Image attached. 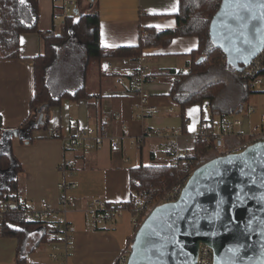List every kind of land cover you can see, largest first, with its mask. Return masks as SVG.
Here are the masks:
<instances>
[{"label":"crops","instance_id":"0c3cea01","mask_svg":"<svg viewBox=\"0 0 264 264\" xmlns=\"http://www.w3.org/2000/svg\"><path fill=\"white\" fill-rule=\"evenodd\" d=\"M21 4L19 0V8ZM38 4L39 28L44 32L59 28L58 23L61 22L56 18L63 14L62 2L38 0ZM84 4L78 8V12H83ZM88 5L87 8L92 9ZM95 5L100 16L101 43L109 49L136 45L140 28L166 30L177 26L175 15L179 10V0H97ZM20 17L25 19V16ZM198 44L197 38L184 37L175 39L165 48L144 50L142 57L150 65V74L156 75L146 89L151 95L150 104L158 108L157 114L144 120L139 118V99L129 93L130 80L126 78L127 73L137 66V60L106 61L103 67L108 62L112 64L113 72L103 77L96 72L93 80L87 79V86L90 81L94 84V90H88L92 99L63 100L58 106L44 111V126L38 125V118L33 121L37 109L32 107L35 80L30 60L43 52V43L38 35L29 33L22 36L21 60H0V117L3 129L13 133V155L22 167V172L17 176L19 193L29 200L45 198L56 209L62 208L58 185L63 177L59 165L65 158L73 159L75 163L68 181L75 183L76 187L67 191L69 196L75 198V202L66 209V219L72 228V250L68 264H113L120 252L132 243L135 232L133 229L131 235L129 224L135 228L133 218L138 214L134 210L126 211V221L117 218L114 221L96 222L89 212L90 204L95 200L107 204L133 200L136 192L131 188L130 170L140 165L166 166L173 159L163 139H146L136 146H131L128 139L140 137L145 127L179 129L182 133L176 145L178 156L183 157L194 149L203 128L202 123L206 121L212 124L221 119L219 114L213 113L209 104L189 106L185 110L187 131L183 133L181 107L171 96L173 76L166 75L173 71L187 74L192 65L189 54L198 48ZM236 76L235 72L226 70L221 64L214 66L207 74L185 81L186 91H196L205 85L206 79H210L206 84L223 80L227 87L219 100V107L228 112L241 103L243 111L240 114H237L238 110L226 117L232 121L239 120L241 126L236 127L234 133L219 145L221 151L248 138L256 127L264 123V92L254 93L262 95L259 99H251L250 95L244 99ZM118 77L124 78V84L118 83ZM250 100L254 106L247 104ZM249 108L255 112L249 114ZM170 109H174V112L169 113ZM103 123H110L113 135L126 140L120 149H113L112 142L107 140L99 150L64 153V140L74 137L83 128L99 129ZM123 125L127 126V130L122 129ZM23 129L29 135L27 139L19 135ZM213 132L217 133L215 129ZM146 156L148 162H145ZM44 228L30 233L21 251L18 239L0 237V264H19V259L24 257V264H39L32 262L31 257L39 247L37 244L44 234ZM32 236L35 240L29 241ZM44 244L51 248L50 242Z\"/></svg>","mask_w":264,"mask_h":264},{"label":"trees","instance_id":"16d2710c","mask_svg":"<svg viewBox=\"0 0 264 264\" xmlns=\"http://www.w3.org/2000/svg\"><path fill=\"white\" fill-rule=\"evenodd\" d=\"M84 2L86 0H78L79 7ZM21 3L20 10L26 22L18 20L13 15L10 7L11 0H0V60H21L22 36L29 33L38 35L43 43V52L30 60L34 67L35 96L32 101L34 109L46 105L45 111H48L49 108L58 106L65 99L91 100L92 96L87 88L88 76L92 71L99 73L102 77L107 76L108 73L103 69L106 61L138 60L142 57L144 50L165 48L175 39L184 37H195L199 42L198 48L189 54L192 58L189 72L183 74L173 71L166 75L173 76L174 85L171 96L181 107L183 133L187 131L188 121L185 110L189 106L209 104L213 113L219 114L222 119L237 112L241 107L240 103L228 112L219 107V100L227 87L223 80L205 84L196 91L184 89L186 80L207 74L217 65L223 64L226 70L236 72L235 68L229 65L222 49L215 44L210 31L213 18L219 11L222 0H179V10L175 15L177 26L174 29L140 28L136 45L115 49L106 48L101 43L100 16L96 2L90 5L93 10L91 13L79 11L78 14L67 18L64 25L50 32H44L39 28L38 0H26ZM201 58L203 60L199 61ZM260 74L264 77V69ZM151 77L154 79L156 75ZM235 79L241 84L244 99L254 94L245 90L244 82L239 77L236 76ZM202 127L206 134L204 135L203 132L197 139L194 149L186 156L176 159L172 166L140 165L130 170L131 188L136 195L144 190H150L155 195H159L164 189L174 186L179 179L190 175L204 162L221 154L220 143L216 140L212 124L205 121ZM5 135L10 137V143L9 149L4 154H0V168L5 169L0 174L7 175V182L0 190V202L8 201L19 192L17 176L19 172H22V167L12 151L13 133L3 129L0 117V146ZM138 183H140L139 186ZM134 213L139 216L134 228L136 232L147 214L142 210H134ZM43 227L45 226L41 223L23 222L11 214L0 226V237L18 239L19 251H21L29 234ZM50 238L48 228L45 227L44 234L37 245L50 242ZM25 261V257L21 258L19 264H24Z\"/></svg>","mask_w":264,"mask_h":264},{"label":"water","instance_id":"95a60500","mask_svg":"<svg viewBox=\"0 0 264 264\" xmlns=\"http://www.w3.org/2000/svg\"><path fill=\"white\" fill-rule=\"evenodd\" d=\"M210 31L242 72L264 50V0H222ZM201 245L211 247L214 264H264V141L197 167L176 201L144 218L129 264H196Z\"/></svg>","mask_w":264,"mask_h":264},{"label":"built area","instance_id":"2783aa9c","mask_svg":"<svg viewBox=\"0 0 264 264\" xmlns=\"http://www.w3.org/2000/svg\"><path fill=\"white\" fill-rule=\"evenodd\" d=\"M63 4V14L57 16V21L65 24L67 18L75 15L79 8L78 0H59ZM96 0H88L90 5L95 4ZM137 66L134 70L127 73V79L130 80L129 93L139 99L138 109L140 111L139 118L145 119L154 116L158 112V108L150 104L151 95L146 86L151 82L150 65L145 57L137 60ZM106 73L114 71L112 64L108 62L103 67ZM264 69V50L255 58L242 72H235L246 85L250 92L258 93L264 90V77L260 74ZM119 84H124V78L118 77ZM174 112L170 109L169 113ZM253 108H249L248 113H254ZM44 113V112H43ZM38 113L37 118H39ZM119 119V118H118ZM264 121V116H263ZM46 124L43 114V124ZM239 120H228L221 118L212 123L213 130L217 131L216 140L222 144L228 136L234 133L236 127H240ZM123 130H127V126H122ZM204 131L201 130L197 139H199ZM206 134L205 132L203 133ZM181 135V130H162L143 128L140 137L130 138L131 146L138 145L139 142L146 139L159 138L163 139L167 144V151L173 156L169 166H172L178 156L177 139ZM109 140L112 142L113 149H120L124 138L119 139L113 135V128L110 123H103L99 129H80L79 133L74 137L68 138L63 142L64 153L77 151H94L99 150L104 143ZM264 141V123L256 127L251 135L242 140L240 143L226 147L221 151L220 155L237 154L246 150L249 146ZM75 163L73 159L65 158L59 165V172L63 177V181L58 185L60 192L59 204L62 208L56 209L53 204L43 198L38 201L29 200L22 193H17L8 201L0 202V226L5 222L11 214L17 216L23 222L41 223L48 228L51 236L52 259L55 264H68V259L72 250L71 227L66 219L67 207L75 202V198L69 196L67 191L76 187V184L68 181L72 176ZM192 174V173H191ZM190 175L179 179L178 182L170 188L164 189L159 195H155L150 190L141 191L136 198L127 203L107 204L98 200L93 201L89 206V212L94 216L96 222L114 221L121 217L126 211L142 210L150 212L154 207L166 203L176 201L183 193ZM138 186L140 183L137 184ZM139 216L133 218V224L137 225ZM130 246L122 250L113 264H129ZM196 264H214V253L211 247L201 245Z\"/></svg>","mask_w":264,"mask_h":264},{"label":"rangeland","instance_id":"374dc122","mask_svg":"<svg viewBox=\"0 0 264 264\" xmlns=\"http://www.w3.org/2000/svg\"><path fill=\"white\" fill-rule=\"evenodd\" d=\"M11 6V10H12V13H13V15L18 19V20H20V21H23V22H26L27 20L26 19H24V18H22V17H20L21 15L23 16V13H22V11L20 10V8H19V0H11V4H10ZM86 7V8H85ZM89 8V5H88V3H87V1L85 2V4H84V7L82 8L83 10V12H85V13H91V9H88ZM58 27H61V24L60 23H58ZM148 62V61H147ZM94 74L96 75V72H94V71H92L90 74H89V76H88V79H90V80H93V76H94ZM210 81V79H206V83L207 82H209ZM205 83V84H206ZM88 90H89V92H91V91H93L94 90V84L92 83V81H90L89 82V84H88ZM248 90V89H247ZM262 95H254V94H250V97H251V99H259L260 97H261ZM247 104H251V105H253V103H252V101L250 100ZM254 106V105H253ZM36 113H35V116H34V118H33V121H34V119L35 118H37V116H38V112H39V110L37 109L36 111H35ZM44 114V113H43ZM182 133V132H181ZM19 135H21V136H23L25 139H27L28 138V134H27V131L26 130H22V131H20L19 132ZM11 138H14V136H12ZM126 141V140H125ZM128 142H129V144H130V139H128L127 140ZM9 143H10V137L9 136H7V135H5V137L2 139V145L0 146V154H4V152H6L8 149H9ZM213 155V154H212ZM214 158V157H213ZM212 159V158H211ZM145 162H148L147 161V156H146V159H145ZM1 169V171L0 172H4L5 171V169H2V168H0ZM7 170V169H6ZM6 177H7V175L6 174H4V173H1L0 174V190L1 189H3V186L6 184V182H7V180H6ZM181 180V179H180ZM178 182V181H177ZM173 187V186H172ZM168 188H170V187H168ZM146 212V214H148L149 212H147V211H145ZM127 212H125L121 217H119L118 219H122V220H124V221H126L127 219H126V217H127V215H125ZM125 215V216H124ZM124 216V217H123ZM147 216V215H146ZM126 219V220H125ZM144 220V219H143ZM142 223V222H141ZM140 223V224H141ZM140 224H139V226H140ZM130 225V233H131V235L133 234V227L131 226V224H129ZM131 229H132V231H131ZM32 240H35L34 239V237L32 236V237H30L29 238V241H32ZM51 248L50 247H48L47 245H45L44 243L42 244V245H39V247H38V249H37V251L35 252V254L34 255H32V257H31V260H32V262L34 261V262H36V263H39V264H55V262L53 261V259L51 260V258H50V253H51ZM31 260H30V263H32L31 262Z\"/></svg>","mask_w":264,"mask_h":264},{"label":"snow or ice","instance_id":"6c2138e0","mask_svg":"<svg viewBox=\"0 0 264 264\" xmlns=\"http://www.w3.org/2000/svg\"><path fill=\"white\" fill-rule=\"evenodd\" d=\"M21 2H23V0H21Z\"/></svg>","mask_w":264,"mask_h":264}]
</instances>
